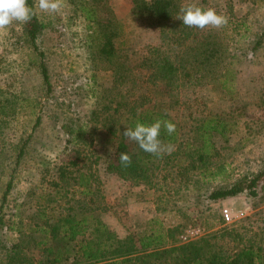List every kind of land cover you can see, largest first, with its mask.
Masks as SVG:
<instances>
[{
	"label": "rangeland",
	"instance_id": "obj_1",
	"mask_svg": "<svg viewBox=\"0 0 264 264\" xmlns=\"http://www.w3.org/2000/svg\"><path fill=\"white\" fill-rule=\"evenodd\" d=\"M181 1L184 7L195 3L215 8L229 22L219 29L201 30L184 26L177 18L161 30L135 16L131 0H108L100 12L102 17L113 14L122 26L118 46L131 72L130 83L122 86L130 102L125 114L144 101L150 104L159 98L160 82L155 86L150 70L142 65L145 56L155 50L172 56L178 50V38L190 44L207 34L218 37L229 51L232 92H222L214 84L180 81L165 97V107L181 122L184 135L194 118L232 113L237 125L230 132V141H218L219 159L227 161L230 178L207 183L197 178L187 183L168 178L160 185L162 188H149L108 172L105 153H110L111 146L107 148L100 139L89 137L93 140L87 145L69 141L72 136L67 126L94 124L90 120L92 112L99 108L103 95L113 94L115 88L113 67L96 56L88 36L82 7L93 8L92 0H66L59 13H44L37 8L44 23L38 50L26 42L23 24L13 22L0 31V214L6 224L28 233L31 224L40 222V206L50 199L48 204L56 214L70 205L77 210H93L121 237L141 232L150 219L159 217L167 227L183 224L182 233L200 228L193 238L228 227L235 229L237 242L264 248V197L244 193L217 201L208 198L214 187L227 186L243 174L264 168V0ZM259 39L261 43L257 44ZM41 60L49 68L50 88L41 72ZM78 147L83 157L79 168L93 173L90 194L81 193L84 188L77 184L64 189L53 184L59 167ZM22 148L24 154L20 157ZM11 179V189L2 200ZM21 237V232L6 227L0 231L7 245Z\"/></svg>",
	"mask_w": 264,
	"mask_h": 264
},
{
	"label": "trees",
	"instance_id": "obj_2",
	"mask_svg": "<svg viewBox=\"0 0 264 264\" xmlns=\"http://www.w3.org/2000/svg\"><path fill=\"white\" fill-rule=\"evenodd\" d=\"M107 3L108 0H92L93 8L83 6L82 10L96 56L113 67L115 92L103 95L99 108L92 112L90 118L94 124L67 126V133L72 136L69 141L87 145L94 137L100 139L112 149V152L105 153L107 171L149 188H162L160 185L166 184L168 178H175L180 183H187L193 178L204 183L230 178L227 161L219 159L218 141L221 139L223 143H229L230 132L237 125L231 117L232 113L220 112L194 118L189 132L184 135L181 122L172 117L165 107L168 102L165 97L172 94L180 81L185 84H214L222 92H232L233 70L231 63H227L230 55L223 42L211 34L199 37L190 44L178 38L175 40L178 50L172 56L158 50L145 56L142 65L150 70L152 80H156L153 82L155 86L157 81L160 82L157 90L159 98H154L150 104L144 101L130 114H125L130 102L122 93V86L130 83L131 72L118 46L122 26L113 14L108 13L105 17L100 14ZM131 4L135 16L161 30L176 20L184 7L181 0H131ZM28 5L37 11L34 0H28ZM23 29L26 42L38 50V38L44 29L38 11L30 22L23 24ZM260 43L259 39L257 44ZM40 68L50 88L49 68L44 60H41ZM157 119L169 120L176 125L171 135L163 129L160 135L164 144L175 146L170 153L154 156L124 137L126 127L134 128L137 121L151 124ZM73 152L68 162L59 167L58 178L53 184L63 189L77 184L84 188L81 193L90 194L93 173L79 168L83 160L81 148L73 149ZM121 152L131 156L132 162L128 167L120 163ZM23 154L22 148L19 156ZM77 170L79 175H74ZM12 182L13 179L7 183L2 200L6 199ZM263 190L264 168L256 173L243 174L227 186L214 187L208 198L217 201L244 193L262 198ZM48 203L40 206V222L31 224L28 233H23L21 227L6 224L0 214V231L6 227L21 232L23 236L11 245L3 243L0 238V264H264L263 246L237 242L233 228L225 227L221 232L181 241L179 236L185 228L183 224L167 227L159 217H154L141 232L121 237L93 210H77L70 205L56 214ZM262 234L264 242V229Z\"/></svg>",
	"mask_w": 264,
	"mask_h": 264
},
{
	"label": "clouds",
	"instance_id": "obj_3",
	"mask_svg": "<svg viewBox=\"0 0 264 264\" xmlns=\"http://www.w3.org/2000/svg\"><path fill=\"white\" fill-rule=\"evenodd\" d=\"M66 0H37L36 8L44 13H59L65 6ZM184 26L205 29L208 27L222 28L228 24V17L217 12L215 8H204L195 3H190L180 9ZM37 15L35 8L28 5V0H0V31L5 30L13 22L28 23ZM139 111V110H138ZM166 130L171 135L176 130V125L169 120L157 119L151 124L137 121L135 127H126L124 137L134 141L139 147L154 156H161L172 150L170 145H165L161 140V131ZM112 152V149H110ZM119 160L123 167H128L132 160L127 152L119 154Z\"/></svg>",
	"mask_w": 264,
	"mask_h": 264
},
{
	"label": "built area",
	"instance_id": "obj_4",
	"mask_svg": "<svg viewBox=\"0 0 264 264\" xmlns=\"http://www.w3.org/2000/svg\"><path fill=\"white\" fill-rule=\"evenodd\" d=\"M225 217L227 220L230 219V215L228 212L225 213ZM199 232H200V228L188 229L184 233L181 234V240L188 241L190 239H193V237L197 235Z\"/></svg>",
	"mask_w": 264,
	"mask_h": 264
}]
</instances>
